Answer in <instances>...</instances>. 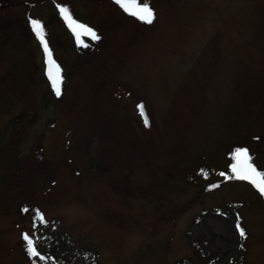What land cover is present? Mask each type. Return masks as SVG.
I'll return each instance as SVG.
<instances>
[{
  "label": "rangeland",
  "instance_id": "obj_1",
  "mask_svg": "<svg viewBox=\"0 0 264 264\" xmlns=\"http://www.w3.org/2000/svg\"><path fill=\"white\" fill-rule=\"evenodd\" d=\"M148 3L152 24L114 0H0V264H264V199L225 173L237 147L264 171V0ZM58 6L100 46L79 55Z\"/></svg>",
  "mask_w": 264,
  "mask_h": 264
},
{
  "label": "snow or ice",
  "instance_id": "obj_2",
  "mask_svg": "<svg viewBox=\"0 0 264 264\" xmlns=\"http://www.w3.org/2000/svg\"><path fill=\"white\" fill-rule=\"evenodd\" d=\"M115 2L122 8L123 11H125L127 14H129L132 17H135L136 19H138L143 23L152 24L156 18V14L154 10L151 8L150 4L148 3V0H144L143 3H141L140 0H115ZM58 7L61 16L67 23L68 27L75 34L76 39L79 43H83V41L81 40L82 36H89L93 40L99 39V36L96 34V32L93 29L73 19L68 8L62 6H58ZM31 28L32 31L35 33L36 37L38 38L40 44L43 46V49L48 57V65H49L48 76L49 79L51 80L53 88L55 89L56 95L59 96L61 95L62 77L60 74L59 66H57L55 62L52 60V55L48 48V42L45 39L44 25L39 20L32 19ZM138 107L141 116L144 117L145 126H148L149 121L147 116L145 115L144 106L139 105ZM232 160L234 162L231 163L230 165L231 174L227 175L226 178L247 181L261 194V196H264V171L258 170L253 165V163L251 162L252 157L250 156L248 149L237 147L232 153ZM205 175L207 174L205 173ZM220 175L225 176V173L222 172L220 173ZM36 215H37V220L40 223H45L44 217L39 211H37ZM235 227L238 230L239 235L242 238H245L246 232L241 227V225L237 223ZM23 239L26 241L27 252L30 257L39 256L41 260L45 259L44 256L40 255V253L38 252L35 246L34 240L28 234H25L23 236Z\"/></svg>",
  "mask_w": 264,
  "mask_h": 264
},
{
  "label": "trees",
  "instance_id": "obj_3",
  "mask_svg": "<svg viewBox=\"0 0 264 264\" xmlns=\"http://www.w3.org/2000/svg\"><path fill=\"white\" fill-rule=\"evenodd\" d=\"M117 4V3H116ZM56 18H58V20H60V17H59V15L57 14V16H56ZM30 22V24H31V21H29ZM46 24H49V23H43V25H46ZM26 30H28V32H29V34L30 35H32L34 32L32 31V28H31V25H30V27H29V29H27V27H26ZM96 34L99 36V39L98 40H87V39H83L82 41H83V43L82 44H79V46H77L76 44V49L78 50V54L80 55V54H87V53H89L90 51H93L96 47H98V46H100V44L102 43L101 41L102 40H100V35H99V33L98 32H96ZM86 45V46H85ZM44 77V79L46 78L45 76H43ZM66 84H67V82H65V83H63V88H62V91H63V93H64V90H65V88H66ZM50 88V87H49ZM63 93L61 94V96H60V98H62V96H63ZM49 98L52 100H60V98H58V97H56V95L52 92V90H51V88H50V94H49ZM226 174H228V175H230L231 174V170H230V167L229 168H227V170H226V172H225ZM232 180H235V179H232ZM215 186H220L221 187V184H219V183H216V184H214Z\"/></svg>",
  "mask_w": 264,
  "mask_h": 264
}]
</instances>
